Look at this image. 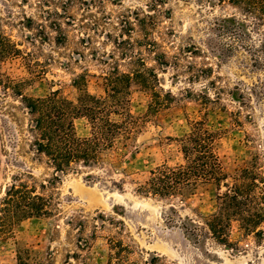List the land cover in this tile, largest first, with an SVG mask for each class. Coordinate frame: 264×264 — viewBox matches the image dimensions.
I'll use <instances>...</instances> for the list:
<instances>
[{
	"label": "rangeland",
	"instance_id": "obj_1",
	"mask_svg": "<svg viewBox=\"0 0 264 264\" xmlns=\"http://www.w3.org/2000/svg\"><path fill=\"white\" fill-rule=\"evenodd\" d=\"M227 17L244 15L229 0H0V55L4 38L16 49L0 56V202L23 181L56 204L51 215L0 232V264H18V250L26 264H109L114 241L129 247V263L264 264V222L255 235L231 220L226 244L207 229L223 183L183 200L137 190L154 167L183 162L178 139L195 120L215 134L223 173L255 161L264 175V67L253 66L240 42L219 29L217 20ZM160 51L165 67L155 60ZM143 62L155 72L152 89L168 102L150 110L151 90L134 82L126 90L137 123L128 144H117V167L77 163L56 172L32 146L23 97L59 90L76 100L81 74L89 93L104 96L106 72L117 66L128 73ZM206 97L214 102L203 104ZM75 129L87 135V119H76ZM54 176V187L43 190Z\"/></svg>",
	"mask_w": 264,
	"mask_h": 264
},
{
	"label": "trees",
	"instance_id": "obj_2",
	"mask_svg": "<svg viewBox=\"0 0 264 264\" xmlns=\"http://www.w3.org/2000/svg\"><path fill=\"white\" fill-rule=\"evenodd\" d=\"M229 2L238 6L244 17L220 18L217 20L219 29L240 42V48L250 55L253 66L263 68L264 0ZM252 32L259 34L260 38L253 40ZM4 41L7 48H3L1 57H7L16 50L10 39L4 38ZM231 48L229 46L223 50L230 52ZM159 54L155 60L165 67L168 65L165 52L160 51ZM218 58L221 57L218 55ZM141 64L142 69L135 68L128 73L121 72L117 66L106 72L103 76L104 96L89 93L84 75L81 74L74 79L78 92L76 100L68 99L59 90L51 91L43 98L23 97L27 112L31 115L30 130L34 135L32 146L49 160L56 172H65L77 163L91 166L108 162L117 167V144H128L137 123L127 108L126 90L133 82L151 90L150 110L168 102L167 97L161 99L160 92L152 89V78L156 77L153 68L144 62ZM168 96L172 97L170 94ZM206 98L203 104L214 102ZM82 117L87 119L90 126L85 136L78 135L75 129V120ZM191 124L189 132L178 139L183 162L173 166L163 163L154 167L137 190L146 196H176L183 200L194 194L200 186L215 184L220 189L223 183L226 189L217 195V212L205 217L207 229L224 244L228 242L225 230L233 219L240 222L245 232L262 235L260 225L264 222V175L256 169L255 161L230 175L223 173L216 153L215 134L204 120H195ZM255 157L258 159V156ZM228 177L232 179L231 183L225 182ZM57 178L54 176L40 187L43 190L54 187ZM55 209L52 194L37 191L35 186L23 181L13 183L0 202V232L9 233L15 223L29 217H47ZM98 219L104 220V217L99 216ZM199 228V224L192 225L193 232ZM114 246L117 250L109 254L114 257L109 264H138L127 261L130 251L122 241L116 244L114 241ZM17 259L18 264H26L22 262L19 250Z\"/></svg>",
	"mask_w": 264,
	"mask_h": 264
}]
</instances>
